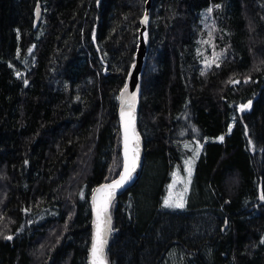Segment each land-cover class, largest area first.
<instances>
[{
  "label": "trees",
  "instance_id": "obj_1",
  "mask_svg": "<svg viewBox=\"0 0 264 264\" xmlns=\"http://www.w3.org/2000/svg\"><path fill=\"white\" fill-rule=\"evenodd\" d=\"M146 1L0 0V264H87ZM148 39L144 161L112 203L109 264H264V0H151ZM185 140L202 147L169 208Z\"/></svg>",
  "mask_w": 264,
  "mask_h": 264
},
{
  "label": "water",
  "instance_id": "obj_2",
  "mask_svg": "<svg viewBox=\"0 0 264 264\" xmlns=\"http://www.w3.org/2000/svg\"><path fill=\"white\" fill-rule=\"evenodd\" d=\"M151 0H147L143 15L140 18V26L137 38V47L134 61L128 71L126 82L118 95V119L120 128V155L121 168L115 178L97 185L90 197L91 207V240L88 252L87 264H109L107 260V249L111 235L112 219L111 206L114 200L130 188L138 179L144 161V144L137 129V118L139 114L141 99V77L145 67L146 54L148 51V22ZM41 16L39 6L36 7L35 19ZM243 109L241 110L242 113ZM134 171L126 181L119 187L115 182L127 175L126 169ZM111 186V187H109ZM98 251L93 254V244Z\"/></svg>",
  "mask_w": 264,
  "mask_h": 264
},
{
  "label": "rangeland",
  "instance_id": "obj_3",
  "mask_svg": "<svg viewBox=\"0 0 264 264\" xmlns=\"http://www.w3.org/2000/svg\"><path fill=\"white\" fill-rule=\"evenodd\" d=\"M204 24L207 27V29L211 31L206 37V41L208 42V49L210 50V54H211V57L208 59V62L211 63L210 60H213L214 52L219 51L215 46L214 40H212L214 37L215 25L213 20ZM245 77L248 78V76L246 75ZM227 80L228 78L226 79V81ZM201 147H202V142L198 140H194V141L185 140L181 144L182 155H183L182 165L181 167H178L173 171L171 181L169 182V184H167L166 195L163 198V202L165 203V201H167V204L163 203L164 206L166 207L169 206V208H181V207H176L175 205L178 203L182 205L185 204L186 197L189 191L190 178H191L194 162L198 156V150ZM0 217L1 219L3 218L1 212H0Z\"/></svg>",
  "mask_w": 264,
  "mask_h": 264
},
{
  "label": "snow or ice",
  "instance_id": "obj_4",
  "mask_svg": "<svg viewBox=\"0 0 264 264\" xmlns=\"http://www.w3.org/2000/svg\"><path fill=\"white\" fill-rule=\"evenodd\" d=\"M208 11L211 12V9H209ZM219 139H220L221 141H223V137H220ZM134 169H135V165H134V164H133V167H132L131 170L126 169L127 175L122 176L120 181L115 182V186H116V187H119V186L121 185L122 182H124V181H126L127 179H129L130 176H131V171H134ZM109 187H111V186H109ZM165 203L167 204V201H165ZM175 206H176V207H182L183 205L178 203V204H176ZM8 239H11V237H8ZM92 251H93V254H94V255H95L96 252L98 251L97 246H96L95 243L93 244V250H92ZM94 264H95V262H94Z\"/></svg>",
  "mask_w": 264,
  "mask_h": 264
},
{
  "label": "bare ground",
  "instance_id": "obj_5",
  "mask_svg": "<svg viewBox=\"0 0 264 264\" xmlns=\"http://www.w3.org/2000/svg\"><path fill=\"white\" fill-rule=\"evenodd\" d=\"M112 219V218H111ZM90 240H91V238H90ZM108 259V258H107Z\"/></svg>",
  "mask_w": 264,
  "mask_h": 264
}]
</instances>
